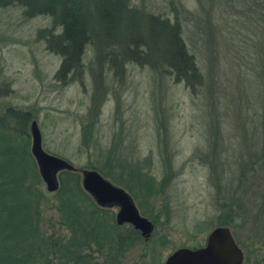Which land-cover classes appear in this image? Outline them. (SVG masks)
<instances>
[{
  "label": "rangeland",
  "instance_id": "rangeland-1",
  "mask_svg": "<svg viewBox=\"0 0 264 264\" xmlns=\"http://www.w3.org/2000/svg\"><path fill=\"white\" fill-rule=\"evenodd\" d=\"M127 1L134 17L120 38L131 29L141 36L139 58L95 36L92 10L94 41L68 70L48 44L49 32L60 33L50 17L0 5V117L30 113L23 133L8 128L30 152L36 121L44 150L72 164L81 184L82 171L95 170L129 193L154 232L146 239L121 226L123 237L139 233L121 264H164L179 249L206 246L218 227L232 231L244 264H264V0ZM153 17L179 24L200 78L179 81L162 55H149ZM140 174L149 183L139 185ZM40 179L39 226L54 243L44 264H75L64 198ZM104 255L95 254L99 264Z\"/></svg>",
  "mask_w": 264,
  "mask_h": 264
},
{
  "label": "trees",
  "instance_id": "trees-1",
  "mask_svg": "<svg viewBox=\"0 0 264 264\" xmlns=\"http://www.w3.org/2000/svg\"><path fill=\"white\" fill-rule=\"evenodd\" d=\"M0 5H21L30 18L43 15L53 20L60 33L49 32L51 40L48 44L51 50L63 56V70L80 65L86 47L97 35L120 48L126 44L124 58L138 59V45L141 43L140 46L145 47L140 42L141 36L133 29L130 30L133 33L128 30L130 33L126 32L125 38H120L134 17L127 0H0ZM92 10L100 29V34L95 36L89 20ZM147 28L151 38V42L145 38L149 55H162L163 61L175 69L179 81L189 83L200 78L199 68L188 52L179 24L170 25L168 21L153 17ZM112 55L113 52H109V56ZM30 120V113L12 109H8L5 117H0V264H44V259H50L48 252L44 251L54 245L47 242L39 226L41 198L35 186L41 179L36 161L29 144L18 142V135L8 129L17 126L23 133ZM8 131L12 135L10 139L14 140L11 145H8ZM144 177V174L137 177L139 185L149 183V178ZM59 182L57 195L64 198L65 218L74 235L68 243L70 262L99 264L95 254L104 255L107 251L104 264H121L123 254L132 247V236L139 233L132 229L134 234L131 237L121 235L123 227L117 225L114 210L101 208L95 203L83 190L78 171H62ZM230 224L228 220L219 225Z\"/></svg>",
  "mask_w": 264,
  "mask_h": 264
},
{
  "label": "water",
  "instance_id": "water-1",
  "mask_svg": "<svg viewBox=\"0 0 264 264\" xmlns=\"http://www.w3.org/2000/svg\"><path fill=\"white\" fill-rule=\"evenodd\" d=\"M31 153L38 166L39 174L47 191L55 193L60 188L58 175L62 171L77 172L66 160L47 153L36 121L31 123ZM82 187L101 208L117 207V225L130 224L141 235L149 239L154 232V224L143 217L132 197L124 189L105 179L98 171H82ZM245 253L227 227L214 229L206 246L198 249L182 248L174 252L164 264H244Z\"/></svg>",
  "mask_w": 264,
  "mask_h": 264
}]
</instances>
